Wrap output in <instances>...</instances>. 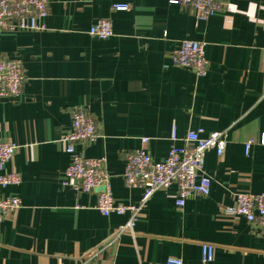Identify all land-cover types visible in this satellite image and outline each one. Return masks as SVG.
<instances>
[{
  "label": "crops",
  "instance_id": "obj_1",
  "mask_svg": "<svg viewBox=\"0 0 264 264\" xmlns=\"http://www.w3.org/2000/svg\"><path fill=\"white\" fill-rule=\"evenodd\" d=\"M226 9L196 21L169 0H48L43 29L3 32L0 55L17 57L24 82L16 99L0 98V140L16 145L6 169L20 176L0 186L21 206L0 214V264H76L100 248L93 264H165L168 256L197 264L201 242L215 245L211 264H264V232L225 208L237 191H264V0H223ZM127 3L126 10H112ZM108 17L113 34L88 33ZM181 39L204 42L205 75L174 66ZM82 106L97 125L87 157L105 158L112 196L137 204L142 189L123 182L125 154L142 145L154 160L182 145L190 129L225 132L221 155L205 153L207 195L175 204L176 185L160 188L136 216L100 213L99 188L63 183L69 155L61 136L70 110ZM175 140H172V136ZM256 140L245 150L248 139Z\"/></svg>",
  "mask_w": 264,
  "mask_h": 264
},
{
  "label": "built area",
  "instance_id": "obj_2",
  "mask_svg": "<svg viewBox=\"0 0 264 264\" xmlns=\"http://www.w3.org/2000/svg\"><path fill=\"white\" fill-rule=\"evenodd\" d=\"M182 9H187L195 20H206L211 14L226 9L223 0H169ZM112 10H126L127 3H115ZM48 13V0H0V35L3 32L18 30L43 29L41 21ZM88 33L99 38H107L113 34L111 21L108 17L99 18L89 27ZM174 66L191 70L197 76H203L208 70V61L204 53V42L191 39H181L170 53ZM24 82L23 66L19 58L0 55V98L16 99L22 92ZM70 127L61 136L64 150L69 155V162L64 170L63 183L66 179L73 180V187L82 192H89L103 186L97 194L95 208L102 214H130L127 222L119 227L117 234L132 232L137 213L146 206L151 195L160 188L176 185L175 204L182 206L187 198L195 195H207L210 178L204 171L205 153L213 149L221 155L226 146L225 132L209 131L205 136L200 134L202 128L190 129L182 138V145L171 144L166 156L154 160L147 150V138H141L142 145L129 150L125 154V165L122 174L127 187L142 189L137 204H124L116 200L110 190L109 175L105 170V158L87 157L76 149L77 143H93L99 135L95 120L85 112L82 106L70 110ZM172 136V140H175ZM256 140L250 138L245 142V150ZM264 145V132L257 140ZM16 145L0 140V186L16 185L20 176L14 169H6L15 153ZM21 206L18 195L12 194L0 198V214L8 215ZM232 216H241L253 223L264 232V191L252 193L237 191L234 202L225 208ZM101 249L97 248L84 254L76 264H93ZM215 245L211 242H201V258L197 264H211L214 259ZM165 264L184 263L180 258L168 256Z\"/></svg>",
  "mask_w": 264,
  "mask_h": 264
},
{
  "label": "water",
  "instance_id": "obj_3",
  "mask_svg": "<svg viewBox=\"0 0 264 264\" xmlns=\"http://www.w3.org/2000/svg\"><path fill=\"white\" fill-rule=\"evenodd\" d=\"M99 189L102 190L103 189V186H100Z\"/></svg>",
  "mask_w": 264,
  "mask_h": 264
}]
</instances>
